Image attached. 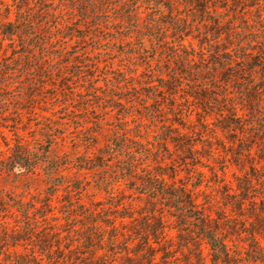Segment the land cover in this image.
I'll use <instances>...</instances> for the list:
<instances>
[{
  "label": "rangeland",
  "instance_id": "374dc122",
  "mask_svg": "<svg viewBox=\"0 0 264 264\" xmlns=\"http://www.w3.org/2000/svg\"><path fill=\"white\" fill-rule=\"evenodd\" d=\"M129 1L30 0L26 20L33 22L36 37L24 40L2 34V31L7 33L9 29H14L9 24L16 21L18 12L12 0H0V73L15 69L19 71L9 77L12 91L5 94L11 93L12 97L18 98L19 93L25 92V85L29 86L33 94L31 102H26L25 96L19 97L21 106L27 109L21 112L18 122L14 121L17 119L16 112L5 117L6 120H0V160L7 158L10 148L20 140L30 146L43 143L40 144V149L50 151L54 157H63L65 162L71 163L63 171L64 176L55 181L60 184L65 182L69 187L59 189L52 199L55 206V209H51L54 214L52 223L38 220L40 228L48 225L49 228L54 227V230L64 232V248H69L72 244L68 243L72 238L69 233H75L73 238L78 242L77 234L82 230L79 226H89L84 218L85 214L98 213L96 218L100 220L105 214L123 212L139 221L143 214L153 210L150 195L141 186L140 179L153 170L159 172L157 158L165 159L160 162L167 165V169L164 168L162 172L172 176L166 177L169 185H184L198 199L200 208L210 211L214 218L223 219L226 226L241 222L239 211L231 203L234 199H228L226 194L238 195L243 188L241 181L248 178L253 182L256 172H259V176H264V162L259 160V154L264 148V130L259 132L258 128L260 123H264V90L251 105L252 111L245 107L243 98L237 93L238 85L231 84L230 100L238 105L236 119L240 118L244 131L240 134L223 133L216 127L221 122L219 116L211 113L208 115L193 100L187 103L183 99L190 93L193 84H198L202 78L195 72L205 69L207 60L212 59V49L208 47L205 36L202 38L201 35L205 29L189 21L194 30L192 33L190 30L183 41L179 40L180 35L176 36L174 33V38L168 37V41H161L160 35L164 30L171 29L151 28L153 22L159 20L173 23L182 14L189 15V11L178 5L172 16L167 14L166 8L156 15V0H150V5L146 0H138L134 7L129 6ZM176 1L181 5L186 2ZM262 10V15L257 10L230 17L236 34L243 28L252 31L264 27V3ZM129 11H133V14L127 20ZM245 14L250 18L249 23L243 16ZM224 16L227 18L231 14L225 12L223 19ZM257 16H262V24L254 23ZM64 36H70L71 40L60 39ZM263 37L264 33L249 35L253 40H262ZM38 42L41 44L39 47L44 49V54L41 49L33 48ZM244 46L246 54L252 53L249 56L254 57L251 50H257L256 44L255 47ZM236 50L233 53L228 51L229 55L226 56L236 61L240 56L239 49ZM186 52L193 55V58L196 57L192 59V66L188 62L187 67L182 65ZM25 57L29 59L30 68L23 65ZM40 60L42 64L39 63ZM239 64L240 62H235V68ZM38 67L44 68L45 77L37 81L34 70ZM29 72L30 76L25 75ZM124 77L128 78L129 85L126 87L123 86ZM171 83L180 86L178 100L172 98L167 91L169 89L166 86ZM217 86L222 88L226 84L219 82ZM16 105V102H10V107L8 105L6 108L11 110ZM173 105L183 109L182 114L188 116L187 122L174 117ZM215 110L216 106L209 109L211 112ZM201 117L208 124L204 130L198 121ZM174 120L186 124L188 130L184 129L182 132L192 134L191 136L193 132L199 133L196 139L193 137L197 150L195 157L199 158L196 162L190 160L179 164V154L173 155L171 144L169 152L159 151L164 147L159 144L166 131L164 126H170L164 124H170ZM142 143H145L150 153V157L143 159L147 162L144 166L141 165L142 159L129 153L130 150H142ZM242 148H250L251 152L243 153L241 162L236 165L234 155ZM206 156L210 158L207 159ZM98 159L102 162L98 163ZM129 159L140 162L136 170L131 171ZM76 160L80 164L82 161L86 162L85 169L74 163ZM174 165L177 167L173 175L169 167L174 168ZM132 176L137 179H132ZM101 182L104 185L101 186ZM46 184L49 185V182L43 172L20 180L5 174L0 176V192L10 191L26 202L39 199L45 202L48 194L57 191L47 188ZM253 185L255 192H258L260 187L254 183ZM69 199L73 200L74 207L67 209L62 203H67ZM29 204V207H34V204ZM118 206L122 211H118ZM38 210L36 214H40ZM156 210L159 215L169 216L168 212L160 209V205H157ZM71 216L74 220H70ZM17 222L20 221L15 215H8L5 219L0 215V231L17 230ZM173 222L170 219L166 226H171ZM171 235L174 237L175 231ZM242 236L236 238L235 234L233 240L234 255L238 258L236 262L261 264L249 262L247 254L250 241ZM262 243L264 244V240ZM75 245L78 246L77 243ZM101 248L104 251L99 254L108 250V245ZM203 252L207 253L206 246L203 247Z\"/></svg>",
  "mask_w": 264,
  "mask_h": 264
},
{
  "label": "trees",
  "instance_id": "16d2710c",
  "mask_svg": "<svg viewBox=\"0 0 264 264\" xmlns=\"http://www.w3.org/2000/svg\"><path fill=\"white\" fill-rule=\"evenodd\" d=\"M146 1L148 5L152 3L150 0ZM184 1L186 2L184 3ZM12 2L18 12L16 21L9 24L14 29H9L7 33L2 31V34L9 35L13 39H34L36 34L34 33L33 22L26 20L28 13L26 10L30 6V0H12ZM136 2L139 1L130 0L128 3L129 6L134 7ZM154 2L158 11L156 15H159L160 11L162 12V9L166 8L168 9L167 14L172 16L174 15L175 6L178 5L189 11V15L182 14V17L176 18L173 23L171 21L163 23L159 20L153 22L151 28L157 29L159 27L163 30L166 27L171 29V31L164 30L163 34L160 35L161 41L166 42V39L168 41V37L170 39L174 38L173 33L176 36L180 35L179 40L183 41L187 33L190 30L192 33V30H194L190 27V21V23L192 22L205 29L204 33H201L202 38L205 36L208 47L212 49V59L207 60L206 68L195 72L202 76L200 82L193 84L190 93H187L183 98L184 101L189 103L190 100H193L192 102L199 105L208 115L211 113V115L219 116L221 122L216 127L223 133H243L244 128L241 120L240 118L236 119L238 118V105L230 100L232 94H229V90L231 84L238 85L237 93L243 98V104L253 111L251 105L259 98L257 95L264 90V37L262 40L258 38L253 40L249 38V35H258V33L261 35L264 33V27L252 31L243 28L239 34H236L233 28L234 24L230 22V17L257 10L262 15L264 2L262 0H182L181 3H184L182 5L176 0H156ZM92 7L97 9L94 5ZM225 12H230L231 16H227V18L224 16L223 19L222 16ZM131 14H133V11H129L127 20ZM243 16L246 22L249 23L250 18L247 14ZM262 19V16H257L254 23L262 24ZM70 27L69 25L68 28ZM60 39L69 41L71 37L64 36ZM255 44L257 50L254 48L251 50L254 57L249 56L252 53L247 55L246 46L244 45L255 47ZM40 45L38 42L33 48L41 49L40 51L44 54V49L42 50L39 47ZM234 49H239L240 53L236 61L226 56L229 55V52L233 53ZM185 57L182 63L185 67H187V62L191 65L194 61L192 59L196 58L195 56L193 58V55L187 52ZM235 62H240L237 68L234 66ZM39 63L42 64V61L40 60ZM23 65L30 68L27 57L24 58ZM18 72L15 69L9 72L1 71L0 73V120H6L5 117L14 115L16 112L17 119L14 121L18 122L21 112L27 109L21 106L20 98L25 96L26 102L33 101V94H31L28 85L24 86L25 92L17 95L21 96L20 98L12 97L11 93L5 94V92L12 91L8 81L11 79L9 77L16 75ZM34 72L37 81L38 79H44L43 67H38ZM191 72L189 71L190 74ZM25 75L30 76V72ZM133 77H136V75ZM127 81L128 78L124 77L123 86L129 85ZM219 82L223 85L226 84L227 87L220 88L217 86ZM166 88L169 89L167 91L172 98L178 100V93L181 91L180 86L177 83H171ZM134 98L137 99L138 97ZM10 102L17 103L16 107L11 109L12 111L6 108L8 105L10 107ZM208 102L210 103L208 104ZM213 106H216V110L214 112L209 111L210 107L213 108ZM175 107L173 105L172 108L174 117L176 119L179 117L187 122L188 116L182 114L183 109L178 106V108ZM198 121L203 130L208 127L205 118L201 117ZM164 125L170 126H164L166 127L164 138L159 140V144L164 145V147L160 148L159 151L161 153L169 152L171 144L174 149L173 155L179 154V164L182 165L190 160L196 162L199 158L195 157L197 150L193 137L196 139L199 133L193 132V136H191L192 134L182 132L184 129L188 130V127L185 123L178 122V120ZM258 128L259 132L264 130V123H260ZM231 139L236 140V138ZM40 144L43 143H35L34 146H30L19 140L10 148L9 156L4 160H0V176L5 174L20 180L22 177L43 172L49 182L46 187L53 190L57 189L55 193L48 194L45 202L40 199L26 202L24 198H18L10 191L3 192L2 190L0 192V215L4 219L8 215H15L20 221L17 222L18 224L15 227L18 228L17 230L5 229L0 231V264H177L180 259H182L180 264H238L236 262L238 258L234 255L233 240L235 234L236 238L245 234L246 236L242 237L249 239L250 249L247 254L249 262L264 264V244L262 243L264 240V176H259V172H256L253 175V182L248 178L243 182L241 181L243 188H241L238 195L226 194L228 199H234V202L231 203L239 211V219L241 220L239 223L226 226L223 219L220 217L214 218L210 211L200 208L197 202L198 199L184 185L178 186L175 183L169 185L166 177L171 178L172 176L164 171L162 172L164 168L167 169V165L160 162L165 160L164 158H157L156 160V164L160 165L159 172L153 170L151 174L147 176L145 174L140 179L141 186L146 188L147 193L150 195V205L154 207L153 210L143 214L139 221L123 212L114 215L105 214L104 218L100 220L96 218L99 215L98 213L85 214L84 218L87 219L89 226H79L82 230L77 234L76 239L78 242H75L73 238L75 233H69L72 238L68 243L72 244L69 248H64L63 243L66 242L64 232L54 230V227L49 228L48 225H45V228H40L38 220H47L52 223L51 219L54 214L51 209H55L52 199L56 197L59 189L63 190L69 187L66 186L65 182L60 184L55 181L64 176L63 171L71 163L65 162L66 160L63 157H54L50 151H43L40 149ZM141 145L144 147L142 150L139 152L130 150L129 153L143 160L150 157V153L145 143ZM122 151L126 153V150L122 149ZM245 152L250 153L251 149L242 148L235 153L234 163L236 165L241 162ZM206 158L208 159L210 156H206ZM79 159L82 158H77V160ZM77 160L74 163H77ZM259 160L264 162V148L259 154ZM97 161L98 163L102 162L99 159ZM139 163L129 159L131 171L136 170ZM142 163L143 166L147 164L144 160ZM77 164L81 169H85L87 166L84 161ZM176 167V165H174V168L169 167L173 175ZM132 179L136 180L137 178L132 176ZM253 183L260 187L258 192H255ZM102 185H104V182H101ZM79 190L80 187L77 191ZM29 203L34 204V207H29ZM73 203V200L69 199L67 203L63 202L62 205L68 209L70 206L74 207ZM157 205H160V209L164 212H168L169 216L159 215L156 212ZM119 207H117L118 211H122ZM37 209H39L40 214H36ZM69 218L74 220L72 216ZM170 219L174 222L167 227L166 224ZM22 225L23 229L21 230ZM172 231L176 233L174 237L171 235ZM105 234H107L106 237ZM107 245L108 250H105L103 254H99L100 251H104L101 250V247ZM204 246L207 249L206 254L203 252Z\"/></svg>",
  "mask_w": 264,
  "mask_h": 264
}]
</instances>
